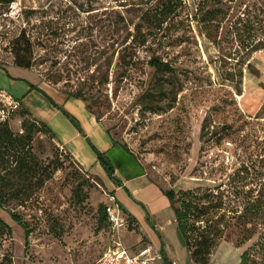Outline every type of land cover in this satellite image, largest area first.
<instances>
[{"label": "rangeland", "instance_id": "1", "mask_svg": "<svg viewBox=\"0 0 264 264\" xmlns=\"http://www.w3.org/2000/svg\"><path fill=\"white\" fill-rule=\"evenodd\" d=\"M1 1L0 67L14 64L13 48L24 43L17 37L25 30L33 42V71L18 68L35 79L29 88L56 85L64 92H80L89 111L135 154L156 185V189L140 187V200L132 199L134 205L150 212L155 222H165L167 232L163 233L175 264H196L189 258L164 190L212 185L220 176L217 169L232 173L243 162L264 168V162H258L264 157V50L253 55L248 68L247 49L242 47L251 32L246 21L250 14L244 11L248 0H235L225 6L231 14L215 28L213 40L212 26L209 38L194 19L197 0H183L184 7L167 27L151 35L144 45L127 49L130 66L124 65L117 54L120 44L111 45L108 34L114 28L105 18L115 17V12L122 14L132 21L130 30L135 34L133 27L140 22L142 10L134 6L145 9L156 0ZM249 1L260 8L257 13L262 16L264 0ZM128 4L133 9L123 6ZM121 33L124 36L127 30ZM77 39L82 40L80 45ZM152 58L168 61L175 68L180 87L166 88L170 95L159 101L163 107L160 111L144 107L157 98L153 95L158 88ZM6 68H0L1 91L6 90L8 76L12 77ZM105 74L108 83L102 84L99 80ZM36 79L41 80L42 87ZM40 90L55 107L52 98ZM1 99L0 120H7L10 129L20 134L19 106L13 109ZM68 115L65 118L69 124L95 147L93 140L98 132L85 136L75 116ZM31 147L45 170L44 182L24 203L11 200L0 207V218L11 229L10 234L0 238V257L8 254L12 264H88L114 240L133 251L146 242L151 244L137 220L116 232L101 218L100 205L112 201V192L54 139L36 133ZM117 202L122 213L128 215L127 208L120 200ZM11 212L26 224L27 243L25 230L12 219ZM142 224L158 237L147 219ZM255 240L241 246L232 240L221 242L210 264H239L241 253Z\"/></svg>", "mask_w": 264, "mask_h": 264}, {"label": "trees", "instance_id": "2", "mask_svg": "<svg viewBox=\"0 0 264 264\" xmlns=\"http://www.w3.org/2000/svg\"><path fill=\"white\" fill-rule=\"evenodd\" d=\"M13 1L6 0L5 2L10 4ZM233 1L235 0H197L194 19L206 31L207 37L210 38L209 28L212 26V40L214 39L215 28H219L221 22L231 14L225 9V6ZM245 4L244 11L250 14L246 21L250 25L251 32L242 41V47L247 49V67L250 68L253 55L257 51L264 50V14L259 15L257 11H260V8L256 4L250 3L249 0ZM123 6H126L127 9L133 7L130 4ZM183 7V0H156L155 4L149 5L145 9L134 6V8L142 10L139 16L140 22L134 24L133 27L135 34H131L130 30L132 21L127 20L122 14L115 12V17L107 16L105 20L107 23H111L114 28L111 34H108L109 41H111V45L113 42L120 44L121 47L117 54L120 56L121 62L130 66L131 57H129V53H126L127 49L133 50L135 47L144 45L151 35H156L165 25L167 27L168 21L177 16ZM261 9L264 13V5H261ZM255 23L258 28L253 29ZM124 29L127 30V33L123 36L121 30ZM118 38L120 42L117 40ZM17 39L24 43L20 46L14 45V65L31 68L33 42L26 36L25 30H21ZM75 41L78 45L82 43V40L79 39ZM107 60V64L110 66L111 61L109 58ZM150 63L154 67V82L158 91L153 94L157 97L156 100L153 103H145L144 107L150 111H160L163 107L159 105V101L170 95L166 88L180 87L177 85L178 80H175V68L168 61L152 58ZM99 82L107 84L108 75H103ZM31 89L40 90L32 86ZM65 93L83 100L80 92ZM51 102L56 106L55 102L52 100ZM171 105L172 102H169L167 107L170 108ZM18 106V113L22 118L20 134H15L10 129L7 120H0V207L8 204L11 200L24 203L30 199L36 187L41 186L44 182L45 170L31 151L34 135L44 133L55 140V134L45 122L32 116L20 103ZM62 112L69 116L67 112L63 110ZM73 123L77 126L76 121ZM108 132L111 134L110 131ZM113 141L120 143L115 138ZM122 145L127 151H130L125 144L122 143ZM91 146L107 175L117 185H121L114 174V166L109 159L93 145ZM132 155L135 154L132 152ZM258 162H264V157ZM261 169L256 163L243 162L232 173H227L224 168L217 169L220 176L214 180L212 185L164 190L172 203L175 223L192 262L210 264L213 251L221 242L232 240L236 246H241L256 237L251 246L241 253L239 264H264V168ZM75 189L77 190L78 186ZM99 211L101 218L107 220L103 204L100 205ZM11 217L25 230L27 243L29 230L26 224L14 212H11ZM125 218L128 228L136 222V218L130 213L125 215ZM146 219L148 218L146 217ZM10 232V226L0 218V238ZM160 251L164 261L171 264L163 249ZM0 264H12L11 257L4 254L0 257Z\"/></svg>", "mask_w": 264, "mask_h": 264}, {"label": "crops", "instance_id": "3", "mask_svg": "<svg viewBox=\"0 0 264 264\" xmlns=\"http://www.w3.org/2000/svg\"><path fill=\"white\" fill-rule=\"evenodd\" d=\"M2 67L6 68L12 75V77L8 76L5 87L6 90L11 92L8 94L12 99L25 107L32 116L44 121L53 130L57 144L68 152L80 167L97 175L104 184H106L107 189L112 192L111 197H113L116 202L117 199L120 200L127 208L128 212L136 218L139 225L141 224L151 244L157 248L163 249L165 256L170 262L172 261L171 264H175L163 233L164 231L167 232L165 229V222H155L150 212H144L141 207L135 206L132 201V199H138L137 193H140V187L144 188L145 186H150V188L156 189V185L148 177L146 168L135 155H132V151L130 149V151H127L121 142L115 143L113 141L114 138L108 132L105 125L88 110L82 99L67 95L64 91L59 90L56 85H53L55 88L49 86V88H39L52 98L56 104L54 107L38 90L29 88V84H32L35 79L27 76L22 70H19L23 67L18 68V66L14 64L4 65ZM28 70L33 71L31 68H28ZM15 74L22 77H17ZM23 77H25L26 80L23 79ZM37 81V85L42 87L43 84L40 83L41 80ZM47 84L50 83L47 82ZM3 90L7 92L5 89H2V91ZM62 110L75 116L85 136L89 135L91 137V134L98 132L95 138L96 141L94 139L93 144L95 148L99 152L104 153L112 163L114 166V174L121 182V185H117L107 175L97 160L96 152L92 146L88 144L76 127L69 124ZM145 206L142 205L144 210H146ZM146 217L158 237L149 226H144L142 224ZM127 248L130 253H136L141 247L136 251L131 250L130 247Z\"/></svg>", "mask_w": 264, "mask_h": 264}, {"label": "built area", "instance_id": "4", "mask_svg": "<svg viewBox=\"0 0 264 264\" xmlns=\"http://www.w3.org/2000/svg\"><path fill=\"white\" fill-rule=\"evenodd\" d=\"M0 96L4 98L2 101H6V105L11 108H17L18 102L13 100L8 94L0 91ZM229 143V142H228ZM226 160H229V154H226ZM105 204L106 219L110 224L111 228L120 232L127 227V221L125 215L121 211L119 204L114 201ZM88 264H167L162 256L159 248L148 242L136 253H130L127 246L122 242L114 240L113 244L107 247L99 257Z\"/></svg>", "mask_w": 264, "mask_h": 264}]
</instances>
